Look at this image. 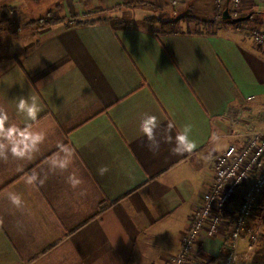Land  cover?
<instances>
[{
	"label": "crops",
	"instance_id": "crops-1",
	"mask_svg": "<svg viewBox=\"0 0 264 264\" xmlns=\"http://www.w3.org/2000/svg\"><path fill=\"white\" fill-rule=\"evenodd\" d=\"M251 13L248 23L264 24V5ZM123 23L49 25L18 58L0 59V107L23 127L18 99L38 97L32 127L46 134L32 159L0 161V264H169L212 184L215 155L233 141V112L249 104L257 118L264 110V48L243 34L223 25L156 34ZM144 114L158 117V139L169 121L173 136L191 124L195 149L173 155L162 143L153 155L139 133ZM59 143L74 149L73 164L53 174L48 160ZM33 171L47 175L43 186L24 183ZM73 171L83 180L76 190L66 183ZM9 192L22 195L23 210ZM223 249L219 238L202 240L205 257Z\"/></svg>",
	"mask_w": 264,
	"mask_h": 264
},
{
	"label": "rangeland",
	"instance_id": "rangeland-1",
	"mask_svg": "<svg viewBox=\"0 0 264 264\" xmlns=\"http://www.w3.org/2000/svg\"><path fill=\"white\" fill-rule=\"evenodd\" d=\"M90 1L91 0H0V56L7 55L8 57L20 55L30 47L34 46L33 40L37 37L35 30H30V32L25 33L21 28L28 19L47 17L49 10H51V12L48 16H50L51 19L66 17L70 23L83 22L85 19L84 17L87 15L88 17H94L98 15L102 17L105 16L108 18V20H112L113 22H124L123 24H145L143 19L147 16H155L158 19H169L176 17V15H179L180 12L185 13L186 11H191L200 18H213L219 20L221 18L219 9L224 8L223 6L219 5L216 0H126L125 2H128V4L131 5L129 9H127V7H123L120 10H114V8H111L104 11L103 8L95 9L93 11L76 12V5L84 10L87 6V3ZM98 1L99 0H97V2ZM263 5L264 2H259L257 0H253L249 3L245 2V15L242 17H245L248 15V13L250 14L252 9H258V6L262 7ZM11 9H14V11L11 12ZM137 17L140 18L138 19ZM49 25L51 26V24ZM220 25L228 27L230 32L233 34H243L244 41L251 40L256 45L264 48V43L255 42L253 35L255 29H262L264 32V24L262 23L261 19H255L253 22H247L236 27L231 26L222 20H220V24L218 26H207L202 22H187V20H184L179 23L178 28L185 29V27H189L194 29L210 30L220 29L222 27H220ZM155 26H159L158 21H156ZM8 27L10 28L7 31ZM235 112H233L232 120L228 121L230 123L228 125L230 127L228 135L233 138V141L227 146L225 150L221 152L226 151L230 145H240L243 143L244 130L246 127L248 128L251 126L257 129L264 128V110L257 118H255V111L252 109V105L249 104H247L246 107H240V109L238 111L235 110ZM213 169L214 178L215 163L213 164ZM200 204H202V201ZM249 224L250 227H253L255 230L256 239L253 241H248L247 238L241 242L239 247V264L244 261H248L256 250L264 248V214L258 215L256 213L249 219ZM178 251L174 255H176ZM226 251L227 249L225 250L224 248L215 258L205 257L202 254L204 258L203 263L221 264L220 261ZM174 255L169 258V264Z\"/></svg>",
	"mask_w": 264,
	"mask_h": 264
},
{
	"label": "built area",
	"instance_id": "built-area-1",
	"mask_svg": "<svg viewBox=\"0 0 264 264\" xmlns=\"http://www.w3.org/2000/svg\"><path fill=\"white\" fill-rule=\"evenodd\" d=\"M216 1L232 18H239L245 15V2L253 0ZM253 35L255 42L264 43L262 29H255ZM214 163L212 184L203 194L202 204L170 264H204L201 243L205 237L222 240L227 251L221 264H239L241 242L256 239L249 219L264 209V128L246 127L243 143L216 154Z\"/></svg>",
	"mask_w": 264,
	"mask_h": 264
},
{
	"label": "clouds",
	"instance_id": "clouds-1",
	"mask_svg": "<svg viewBox=\"0 0 264 264\" xmlns=\"http://www.w3.org/2000/svg\"><path fill=\"white\" fill-rule=\"evenodd\" d=\"M18 114H23L25 124L18 127L10 123V117L7 110L0 107V161L7 162L9 158L16 160L32 159L34 154L39 151L40 145L45 142L46 134L43 131L33 130L32 124L37 120L38 114L42 111L38 97L31 96L25 98L21 96L16 104ZM192 125L185 124L181 130L172 135L175 124L169 121L163 129L161 139L157 138V129L160 128V121L156 115L144 114L139 123V133L146 139V147L153 155L160 152L161 144H170L169 149L173 155H183L191 153L195 147V142L190 138ZM58 151L49 158L48 170L50 173H64L73 164L74 149L63 143L57 145ZM108 166H101L97 172L100 176L109 172ZM24 183L29 186H43L47 180V175L41 178L38 172H31L23 177ZM66 183L76 190L83 183V180L75 171L70 172L66 177ZM78 195L83 196L86 193L82 190ZM7 198L11 205L18 210L25 208V201L22 195L16 192H9ZM3 220L0 219V225Z\"/></svg>",
	"mask_w": 264,
	"mask_h": 264
},
{
	"label": "trees",
	"instance_id": "trees-1",
	"mask_svg": "<svg viewBox=\"0 0 264 264\" xmlns=\"http://www.w3.org/2000/svg\"><path fill=\"white\" fill-rule=\"evenodd\" d=\"M131 5L128 4V2H124L121 4H116L114 7V10H120L123 7H127V9L130 8ZM106 9H104L105 11ZM225 8H220L219 12H220V16H221V20L223 22H227L228 24H230L231 26H238V25H242L244 23H246L248 20L251 19V17L253 16V13L250 17H247V15L245 17H242V19H240L239 21L234 20V18H229V19H224L223 18V12H224ZM11 12L14 11V9L10 10ZM51 10L48 11V15L50 14ZM47 17H39L37 19H28L25 21L23 27L21 28L22 31L26 32H30V30H35V33L37 34V37L33 40V44L36 45L39 43V33L40 31L49 26V24L51 25H56V24H68L69 20L66 17H58V18H50V16ZM14 16V15H13ZM9 17V16H8ZM84 21L83 23H96V22H101V21H106L108 20V18H106L105 16H94V17H88L85 16L84 17ZM50 19V20H49ZM187 20V22L190 21H196V22H202L203 24L207 25V26H212V25H218V20L217 19H213V18H200L198 16H196L194 13H192L191 11H186L185 13H179V15H176V17L173 18H169V19H158L155 16H147L143 19V22L148 26L149 30L153 31L156 34H165V33H175L177 31H179L178 25L181 21ZM156 21L159 22V26L156 27ZM52 22V23H51ZM118 24H120L121 22L117 21ZM123 23V22H122ZM6 24V23H5ZM131 24V23H128ZM10 27L7 28V31ZM34 28V29H32ZM12 31V29H11ZM28 35V34H27ZM5 55H1L0 59L3 58ZM15 58H18V56H14ZM258 215H262L264 214V209L259 210L257 212ZM215 258V257H214ZM240 264H264V248L258 249L255 251L254 254H252L251 258L248 261H244Z\"/></svg>",
	"mask_w": 264,
	"mask_h": 264
},
{
	"label": "water",
	"instance_id": "water-1",
	"mask_svg": "<svg viewBox=\"0 0 264 264\" xmlns=\"http://www.w3.org/2000/svg\"><path fill=\"white\" fill-rule=\"evenodd\" d=\"M250 16H251V14L247 15V17H250ZM223 18L224 19L232 18V16L229 14L227 9H225L224 12H223ZM240 19H242V18H234V20H237V21H239Z\"/></svg>",
	"mask_w": 264,
	"mask_h": 264
}]
</instances>
